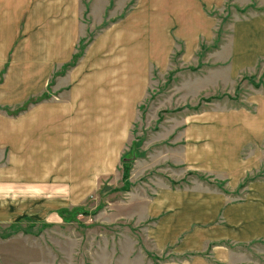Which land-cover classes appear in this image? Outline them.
Wrapping results in <instances>:
<instances>
[{"label": "rangeland", "instance_id": "rangeland-1", "mask_svg": "<svg viewBox=\"0 0 264 264\" xmlns=\"http://www.w3.org/2000/svg\"><path fill=\"white\" fill-rule=\"evenodd\" d=\"M43 93L83 133L0 264H264V0H28Z\"/></svg>", "mask_w": 264, "mask_h": 264}, {"label": "crops", "instance_id": "crops-1", "mask_svg": "<svg viewBox=\"0 0 264 264\" xmlns=\"http://www.w3.org/2000/svg\"><path fill=\"white\" fill-rule=\"evenodd\" d=\"M33 28L45 31V36L48 37V26L32 25L29 30ZM36 64L39 71L35 82L38 80L37 84L40 86L37 88L41 91L50 73V66L54 63L44 62L42 58V61ZM26 100H28V0H0V227L28 222V225L34 224L30 221L36 218L31 219L33 217L28 216V205L31 206L37 201L43 206L41 202L49 197V190H54L55 196L62 193L63 189L57 186L49 189L47 185L49 181L58 182L60 170L65 168L68 160H71L72 150L75 152L73 145L79 146V142H75L83 133L79 130L81 133L79 134L75 129L80 125H77L72 117L66 119L67 115L72 116L73 111H68L59 103L41 102L14 116L1 110L4 107L14 110ZM75 105L76 108L80 104ZM106 106L105 104L100 106L101 119H105ZM50 108L53 113H50ZM83 121L85 123L88 120L84 118ZM96 123L97 127H100L102 120H97ZM91 125L82 126V129L88 127L97 129ZM89 134L88 131L87 134L84 133ZM86 148L88 146L84 149ZM41 220L42 224L50 222L47 219ZM28 237L26 231L12 233L5 239L0 236V246L4 245L1 242L5 241L7 247L16 245L28 250ZM25 261L23 262L28 264V261Z\"/></svg>", "mask_w": 264, "mask_h": 264}, {"label": "trees", "instance_id": "trees-1", "mask_svg": "<svg viewBox=\"0 0 264 264\" xmlns=\"http://www.w3.org/2000/svg\"><path fill=\"white\" fill-rule=\"evenodd\" d=\"M82 56V52L80 55L76 54V55H73L71 58H72V61L70 62H67L65 64L62 65V70H65L67 71V69L69 68H73L75 65H76V62L78 60V58H80ZM47 95L45 96V93H43L39 98H36L34 100L32 99H28L26 102H24L20 107L14 109V110H10L9 108L7 107H4V108H1L2 111L6 112L8 115H18L19 113L23 112V111H26L28 109V107L32 106V105H35V104H38V103H41L45 100H47ZM130 153L127 152L126 155L124 153L125 156H128ZM121 157V163H122V159H123V156ZM127 164V163H126ZM62 212V211H61Z\"/></svg>", "mask_w": 264, "mask_h": 264}]
</instances>
